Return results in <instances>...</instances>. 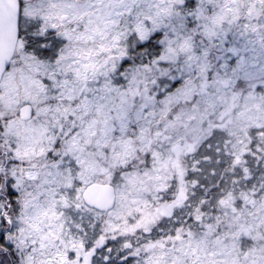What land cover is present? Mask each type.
<instances>
[{"label":"snow or ice","instance_id":"obj_1","mask_svg":"<svg viewBox=\"0 0 264 264\" xmlns=\"http://www.w3.org/2000/svg\"><path fill=\"white\" fill-rule=\"evenodd\" d=\"M0 264H264V0H0Z\"/></svg>","mask_w":264,"mask_h":264}]
</instances>
